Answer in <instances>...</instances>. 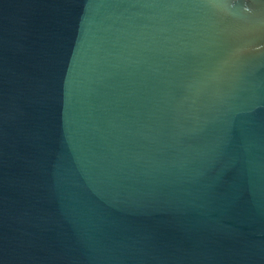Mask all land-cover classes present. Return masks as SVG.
I'll return each mask as SVG.
<instances>
[{
  "label": "water",
  "instance_id": "95a60500",
  "mask_svg": "<svg viewBox=\"0 0 264 264\" xmlns=\"http://www.w3.org/2000/svg\"><path fill=\"white\" fill-rule=\"evenodd\" d=\"M0 264H264V0H0Z\"/></svg>",
  "mask_w": 264,
  "mask_h": 264
}]
</instances>
